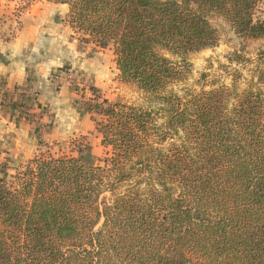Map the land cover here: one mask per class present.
<instances>
[{
    "label": "trees",
    "instance_id": "1",
    "mask_svg": "<svg viewBox=\"0 0 264 264\" xmlns=\"http://www.w3.org/2000/svg\"><path fill=\"white\" fill-rule=\"evenodd\" d=\"M51 1L146 103L97 107L101 163L43 153L0 177V264H264V88L176 89L219 42L209 15L264 37L260 0Z\"/></svg>",
    "mask_w": 264,
    "mask_h": 264
},
{
    "label": "crops",
    "instance_id": "2",
    "mask_svg": "<svg viewBox=\"0 0 264 264\" xmlns=\"http://www.w3.org/2000/svg\"><path fill=\"white\" fill-rule=\"evenodd\" d=\"M65 7L51 0H0V123L9 147L44 124L51 127L58 114L86 115L81 98L90 87L101 93L110 85L116 70L111 43L75 35Z\"/></svg>",
    "mask_w": 264,
    "mask_h": 264
},
{
    "label": "rangeland",
    "instance_id": "3",
    "mask_svg": "<svg viewBox=\"0 0 264 264\" xmlns=\"http://www.w3.org/2000/svg\"><path fill=\"white\" fill-rule=\"evenodd\" d=\"M20 5L24 4L20 3ZM255 16L264 19V0H260L257 4ZM208 17L211 24L218 30L219 42L214 47L186 56L191 64V73L188 79L176 87L179 93L199 92L219 85L233 87L238 91L256 84L261 86L260 88H264L263 83L257 82L260 70L264 69V37L259 39L240 38L221 18L213 15ZM64 19L68 23L66 14ZM72 30L75 35L80 37V33H77L73 28ZM83 38L85 37L83 36ZM108 54L111 59V55L114 54L113 50ZM235 55L240 56L238 61L230 59ZM111 72L112 78L107 89L96 93V98H94L95 95H92L93 93L81 98L86 103L93 105V109L89 111L84 107L86 115L82 116L71 110L70 118L65 119L63 115L58 114L51 127L48 128L44 124V128L40 129L42 132L33 133V137L23 136L19 146L9 147L5 144L7 137L5 134L8 132L7 128L0 123V177L10 179L11 175L22 168L34 155L43 153L78 156L88 164L101 163L106 149L100 144L101 117L96 112L97 107L114 101L137 106L146 103L145 95L136 86L119 80L117 68L115 70L112 67ZM91 95L94 99H90L93 100L90 103L86 100Z\"/></svg>",
    "mask_w": 264,
    "mask_h": 264
},
{
    "label": "built area",
    "instance_id": "4",
    "mask_svg": "<svg viewBox=\"0 0 264 264\" xmlns=\"http://www.w3.org/2000/svg\"><path fill=\"white\" fill-rule=\"evenodd\" d=\"M87 100H88V99H87ZM87 100H86V101H87Z\"/></svg>",
    "mask_w": 264,
    "mask_h": 264
}]
</instances>
